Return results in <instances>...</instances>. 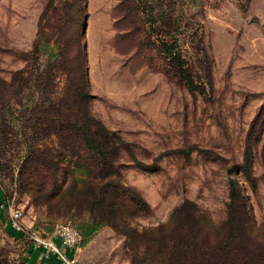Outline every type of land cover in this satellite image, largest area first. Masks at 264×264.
<instances>
[{"label":"rangeland","instance_id":"rangeland-1","mask_svg":"<svg viewBox=\"0 0 264 264\" xmlns=\"http://www.w3.org/2000/svg\"><path fill=\"white\" fill-rule=\"evenodd\" d=\"M148 1L135 0V8L132 0H0V80L32 64L25 59L39 37L55 40L64 52L57 88L82 84L76 70H85L89 113L125 142L117 178L148 205L126 212L133 239L105 225L69 255L77 264H167L176 230L187 225L181 211L173 217L184 200L192 204L189 225L197 238L219 245L230 229L228 168L241 164L249 145L255 180L233 175L243 194L242 245L217 264H257L264 256V0L164 1L182 2L188 26L176 36L184 53H195L198 44L199 56L205 51L211 58L204 93H191L165 71L158 41L164 36L149 17L160 2ZM63 143L52 136L44 145L60 158ZM39 202L19 192L14 180L0 178V248L12 264H61L34 249L31 234L45 237L59 223L77 228L70 211ZM9 206L21 210L24 231L10 226Z\"/></svg>","mask_w":264,"mask_h":264},{"label":"trees","instance_id":"trees-1","mask_svg":"<svg viewBox=\"0 0 264 264\" xmlns=\"http://www.w3.org/2000/svg\"><path fill=\"white\" fill-rule=\"evenodd\" d=\"M132 1L137 8V2ZM157 1L160 2L159 11L149 17L159 23L158 29L164 36L158 41L160 52L166 59L165 71L191 93H204L207 83H211V58L205 51L199 56L198 44L192 46L195 53L190 56L182 50L176 36L186 34L183 27L188 26V22H184L186 13L181 7L182 2ZM165 4L167 8L163 9ZM176 4L180 5L177 14ZM171 33L174 36L170 41L165 37ZM42 41L39 37L34 42L30 57L25 59L27 62L32 60L31 65L12 72L9 81L0 80V178L14 180L19 192H29L33 201H40L38 205L44 203L49 209L70 211L71 217L77 220L75 228L81 235L80 246L86 245L105 225H111L126 238L133 239L136 229L126 228V215H130L126 212L133 213L136 208L148 209V205L115 173L125 142L89 113L86 102L91 95L85 86L86 72L80 65L76 71L82 84L71 89L65 87L63 91L57 88L56 71L61 67L64 52L55 40L54 43ZM190 41H195L193 36ZM41 56L46 58L43 64L40 63ZM52 136L65 143V138H70L72 142L60 146V158H56L57 153L53 155L44 145ZM73 141L80 145H74ZM251 161L252 149L247 145L241 164L228 168L231 176L226 206L230 220L227 237L214 247L199 240L189 225L192 204L184 200L173 217L178 212L184 213L187 225L176 230L167 264H217L230 252L239 254L242 244L237 215L244 202L239 181L233 175L239 173L245 181L253 183ZM136 163L139 167H147ZM117 212L121 213L119 217H115ZM4 251L0 248V264H12L3 255ZM250 261H254V257ZM255 262L264 264V256Z\"/></svg>","mask_w":264,"mask_h":264},{"label":"built area","instance_id":"built-area-1","mask_svg":"<svg viewBox=\"0 0 264 264\" xmlns=\"http://www.w3.org/2000/svg\"><path fill=\"white\" fill-rule=\"evenodd\" d=\"M10 226L16 231H24L22 212L19 208L8 207ZM32 246L34 249L42 250L53 256L61 264H77L68 254L80 247L81 235L79 231L68 223H59L45 237L36 233L31 234Z\"/></svg>","mask_w":264,"mask_h":264}]
</instances>
